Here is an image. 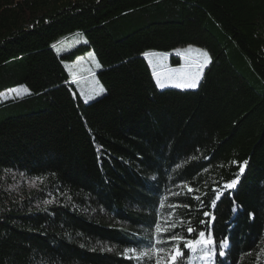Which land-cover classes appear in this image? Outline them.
Segmentation results:
<instances>
[{"label": "trees", "instance_id": "1", "mask_svg": "<svg viewBox=\"0 0 264 264\" xmlns=\"http://www.w3.org/2000/svg\"><path fill=\"white\" fill-rule=\"evenodd\" d=\"M185 45L210 57L198 87L159 89L143 53ZM87 51L90 102L62 63ZM21 85L0 102V264H155L125 249L165 221L158 247L189 226L216 240L179 264H264V0H0V93Z\"/></svg>", "mask_w": 264, "mask_h": 264}, {"label": "snow or ice", "instance_id": "2", "mask_svg": "<svg viewBox=\"0 0 264 264\" xmlns=\"http://www.w3.org/2000/svg\"><path fill=\"white\" fill-rule=\"evenodd\" d=\"M178 55L184 56L186 53H192L197 52L199 55L203 58V63L200 62H190L187 67L188 69H196V71H184L182 66L181 68H171L166 69L165 73L153 71V76L157 78V83L160 87H164V84L161 83V76L164 75L165 78L169 81H174L176 79L181 80V83L176 84L177 87L181 88H195L197 86V81L200 78V71H202L205 64H207L210 61L209 54L206 51L200 50V49H194L192 47H189L184 50H176ZM145 57H160V58H166L168 56V53H156V52H145L143 53ZM149 63L151 64L152 61L150 60ZM96 67L99 68V63L96 64ZM96 95H100L103 93L104 89L102 87L98 89H94ZM10 92L15 93L17 97L21 95V93H28V89L25 87L21 88H14L11 89ZM80 94L82 96H85L84 90H80ZM4 93H0V97L4 96ZM94 96L86 95L85 96V102H87L88 99H93ZM247 164V161H244L243 164L240 166V172L242 173L244 171V165ZM238 176L236 179H233L230 183L226 184L224 187L227 188H233L235 187ZM184 187L187 189L189 193L195 191L192 189L189 185L185 184ZM222 193L218 192L216 194V198L211 201V206L213 208L216 207V202L219 200L220 195ZM196 199H199V197H196ZM235 205V202H233ZM180 205H171V207H179ZM184 207H188V205H183ZM236 210V207H233V211ZM204 216L209 217V222L215 220V216L210 212H204ZM183 223V221H181ZM201 223H204V221H201ZM176 227V223L169 224L168 221L164 222V225L162 226L161 223H156L154 228V239H150L148 244L145 246V248L141 250H137L135 248H128L125 249V254L127 256L128 253H131V256H127V258H134L137 260L140 259H148L152 260L154 259L155 264H177L178 260H182L184 257V249L189 250L190 252H196L198 249L203 252L204 257H208L215 254V245L216 240L211 233V231L205 232L203 230L197 232V230L191 226L187 228V232L189 234L195 233L194 238H186L185 236H179V235H171L169 236L168 243L172 244V247L170 249H165L158 247L157 245L164 243L165 241L161 239L162 235L167 234L171 231V229H174ZM182 245V247H181ZM227 245V240L221 241V249ZM219 255L223 256L224 252L221 250L219 252Z\"/></svg>", "mask_w": 264, "mask_h": 264}, {"label": "rangeland", "instance_id": "3", "mask_svg": "<svg viewBox=\"0 0 264 264\" xmlns=\"http://www.w3.org/2000/svg\"><path fill=\"white\" fill-rule=\"evenodd\" d=\"M84 42H85L84 36L81 33L76 32V33H72L66 37L59 38L58 40H56L52 44V48L57 54H60L63 52H67L70 49L74 48L76 45H78L80 43H84ZM189 47L206 51L204 48H201L199 46L185 45V46L179 47V48L171 51L170 53H168V56L166 58L146 57V61L148 63V66L150 68L152 75H153L154 70L157 72L165 73L166 69L181 68L182 66H184V68H183L184 71H189V70L196 71V69H188L187 65L190 62L203 63V58L199 55V53L192 52V53H186L184 56H181V55H178L177 51H176V50H184V49H187ZM156 53H163V52H156ZM172 55L179 57L180 63L178 65H172V61H171ZM150 60L152 61L151 64L149 63ZM209 62L207 64H205L202 71H200V78L198 79L197 86L195 88L177 87L176 84L181 83L182 82L181 80L176 79L174 81H169L165 78L164 75H162L160 78L161 83L164 84V87H160L157 83V78L153 76L155 84L159 89H166V88H173V89H179V90L196 89L198 87L200 81H201L203 71H204L205 67L209 64ZM62 63H63V66H64L66 72L72 78L75 90L78 92V94L80 95V97L82 98V100L84 102H85V96L86 95L94 96L93 99L87 100V102H90V101H93V100L99 98L100 96H102L104 94L105 90L100 95H96L95 91H94V89H98L102 86L96 77V71H98L100 69V67L99 68L96 67V64L98 62H97L92 51H87L81 55H78L72 60H63ZM246 77L248 79V82L252 86H254V88L256 90L261 89L259 81H256V79L254 78L253 75H251V76L246 75ZM22 86L23 85L2 91L1 93H4L5 95L0 97V102L5 101L7 99L17 97L16 94L10 92V90L14 89V88H21ZM81 89L84 90L85 96H82L80 94ZM24 94H26V93L22 92L20 96H22ZM226 247H227V245L225 247H223V249H221V243L219 245L220 251L223 250V252L227 249ZM219 256H221V255H219ZM179 263H180V260L177 261V264H179Z\"/></svg>", "mask_w": 264, "mask_h": 264}]
</instances>
